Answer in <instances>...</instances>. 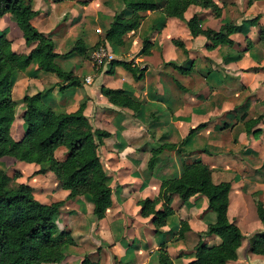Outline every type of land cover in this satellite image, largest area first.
Listing matches in <instances>:
<instances>
[{
  "label": "crops",
  "instance_id": "1",
  "mask_svg": "<svg viewBox=\"0 0 264 264\" xmlns=\"http://www.w3.org/2000/svg\"><path fill=\"white\" fill-rule=\"evenodd\" d=\"M212 2L219 8L217 15L211 6L190 3L183 17L195 14L200 27L215 30L223 23L238 25L228 33L229 42L191 35L182 19L164 16L160 9L140 10L137 25L122 34L121 44L103 41L111 57L95 66L90 51L114 12L124 9L120 0H30L35 10L30 22L53 41V51L61 54L81 41V52L54 58L80 83L59 89L61 80L34 61L19 70L10 88L16 101L11 137L19 139L24 131L21 96L37 91H43L41 100L54 110H74L83 102L90 124L109 133L97 151L111 202L96 221L88 193L68 197V190L60 187L51 171L35 173L39 167L35 162L0 156L4 171L8 175L15 171L13 181L28 184L37 200H62L55 222L59 229L69 231L74 244L63 248L59 262L40 264H78L84 255L100 264H154L160 248L166 250L172 264H187L197 242L212 245L219 241L215 234H204L207 223L214 219L206 197L195 193L182 201L171 193L172 213L159 231L151 221L152 214H140L137 201L155 197L161 179L178 175L182 163L195 159L209 166L213 183L230 184L226 215L242 237L235 259L228 263L264 264V254L242 253L246 236L261 227L255 201H261L264 208V45L260 41L264 0ZM124 14L128 15L126 9ZM0 31L17 53H26L34 45L24 42L9 12L0 15ZM143 37L150 44L147 52L140 53ZM172 39L180 40L183 47ZM111 59L143 67L142 76L134 79L122 65L111 66ZM100 85L122 88L138 103L136 113L110 102L100 92ZM250 120L254 121L249 124ZM163 142L176 143L179 152L163 148L148 168L151 151ZM54 155L63 158L65 147H56ZM248 207L250 223L245 219ZM154 208H161L160 200ZM183 223L187 228H182Z\"/></svg>",
  "mask_w": 264,
  "mask_h": 264
},
{
  "label": "trees",
  "instance_id": "2",
  "mask_svg": "<svg viewBox=\"0 0 264 264\" xmlns=\"http://www.w3.org/2000/svg\"><path fill=\"white\" fill-rule=\"evenodd\" d=\"M250 1V0H248ZM124 9L114 12L112 20L104 29L102 38L96 43L107 41L111 45L122 43V34L133 29L139 19L140 10L160 9L164 16H175L182 19L191 35L202 34L211 42L230 41L228 33L237 30L238 25L223 23L218 29L202 28L195 14L183 17V11L190 3L202 7L211 6L217 15L219 8L212 0H120ZM11 13L22 33L26 44L34 45L26 53H17L11 48L10 40L0 31V156L10 155L18 160L35 162L39 167L35 173L49 170L57 179L60 187L68 190V197L79 193H88L92 202V218L94 221L103 216L109 206L110 187L105 182V170L98 156V146L109 133L93 127L83 113V102L70 111L54 110L41 100L42 92L24 93L21 102L24 108L21 119L24 131L19 139L10 135V125L14 118L16 101L12 98L11 84L19 70H24L31 61L43 71L54 73L60 80V88L76 86L80 83L77 76L65 71L55 63L57 56L66 57L71 52L83 50L81 41L74 42L72 47L61 54L53 51V41L39 32L30 22L35 13L30 0H0V15ZM260 41L264 45V29L260 32ZM173 44L183 47L178 39ZM149 41L143 37L139 52L148 50ZM112 64H120L131 72L134 79L143 74V67L132 66L129 61L111 59ZM111 71V68H109ZM100 92L117 105L128 106L134 113L138 108L135 99L122 88L100 85ZM254 120H250L251 124ZM199 124L198 126H200ZM248 126H246V129ZM192 128L189 132H192ZM187 134V136H188ZM186 138V137H185ZM179 141V144L185 140ZM58 146L65 147V155L58 159L54 150ZM176 143H159L147 160L151 168L156 156L163 148L173 149L178 153ZM14 171L8 175L0 166V264H40L42 262H59L63 256V248L74 244L73 238L66 229H59L55 222L56 214L62 200L42 203L37 200L31 187L24 182H15ZM229 181L213 183L210 179V168L198 159L182 163L180 173L176 176L160 180L155 197H144L137 203L141 215L152 214V223L156 231L164 224L165 218L172 213L169 205L171 193H177L180 200H186L192 194H203L206 197L207 209L214 213V219L208 222L204 234H215L219 241L205 245L200 241L194 247V257L187 264H231L240 245L242 233L239 227L227 218ZM161 201V208L154 205ZM255 212L261 227L246 236V250L264 254V208L261 201H255ZM183 229L187 228L183 223ZM78 264H100L90 260L86 255ZM154 264H172L166 250L160 248Z\"/></svg>",
  "mask_w": 264,
  "mask_h": 264
},
{
  "label": "built area",
  "instance_id": "3",
  "mask_svg": "<svg viewBox=\"0 0 264 264\" xmlns=\"http://www.w3.org/2000/svg\"><path fill=\"white\" fill-rule=\"evenodd\" d=\"M111 57V54L103 44H97L91 51H90V59L93 63V65L97 66L102 63L103 60L109 59ZM132 66H135V64H132ZM115 264H122L121 262L115 263Z\"/></svg>",
  "mask_w": 264,
  "mask_h": 264
},
{
  "label": "rangeland",
  "instance_id": "4",
  "mask_svg": "<svg viewBox=\"0 0 264 264\" xmlns=\"http://www.w3.org/2000/svg\"><path fill=\"white\" fill-rule=\"evenodd\" d=\"M249 208L250 207H248L247 209H245V219H246V222H249L250 223L249 217L251 216L252 213H251V210ZM243 225H245V223ZM242 230H244V229H242Z\"/></svg>",
  "mask_w": 264,
  "mask_h": 264
}]
</instances>
